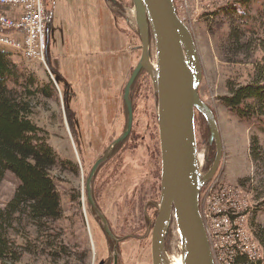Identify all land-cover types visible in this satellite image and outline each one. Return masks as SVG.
<instances>
[{"label":"rangeland","instance_id":"374dc122","mask_svg":"<svg viewBox=\"0 0 264 264\" xmlns=\"http://www.w3.org/2000/svg\"><path fill=\"white\" fill-rule=\"evenodd\" d=\"M234 1L174 0L177 15L190 29L197 46L202 68L199 98L212 110L222 138L220 163L212 181L214 189L224 185L226 190L219 201L210 200L207 217L212 234L219 222L214 220L215 213L222 210L233 186L241 190L234 199L236 208L244 215L247 234L251 231L253 212L264 203V192L255 196L250 188L256 181V169L249 155L251 134L259 135L261 146L264 134L256 123L238 118L221 104V98L227 94V81L237 84L249 81L251 63L262 59L259 51L252 58H244L242 51V55L235 56L228 49L226 37L231 18L218 9ZM245 2L244 11L264 21V0ZM43 3L50 19L43 61H27L16 52H12V57L40 81H52L54 94L38 99L34 118L47 132V143L57 159H67L73 167L62 170L57 160L51 171L61 199L60 216L50 232L58 250L53 257L44 252L40 256L22 252L15 264H95L106 253V240L88 209L85 180L93 162L125 129L123 91L140 57L141 42L132 20L131 0L117 3L43 0ZM256 5L261 6L260 10ZM1 8L0 11H5ZM114 36L121 41L112 44ZM148 78L146 73H140L131 88L133 123L127 140L99 167L92 181L97 206L122 239L119 264H151L149 244L135 238L146 210L151 212L146 203L158 193L160 177L157 104L151 87L144 86ZM201 116L196 113L194 121L197 154L203 160L202 171H207L205 168L212 165L210 159L213 157L214 161L216 151L214 142L209 144L210 132ZM201 127L206 130L205 138L200 135ZM238 181H244V185ZM14 188L12 176L0 178V207L11 198ZM256 215L258 222L264 220V212L258 211ZM21 236L32 238L31 230L14 235V240L21 243ZM213 239L216 243L222 240L214 236ZM170 260L177 262L179 256Z\"/></svg>","mask_w":264,"mask_h":264},{"label":"trees","instance_id":"16d2710c","mask_svg":"<svg viewBox=\"0 0 264 264\" xmlns=\"http://www.w3.org/2000/svg\"><path fill=\"white\" fill-rule=\"evenodd\" d=\"M234 2L218 9L231 18L226 37L228 49L235 56L242 55V51L244 58H252L259 51L262 59L251 63L249 81L237 84L228 80L227 94L220 100L229 112L256 123L259 132L264 134V21L244 11V0ZM259 8L261 6H257V10ZM11 33L0 27V34ZM12 54L0 48V178L10 175L15 182L11 198L0 207V264H15L22 252L36 256L44 252L53 257L59 248L50 234L61 212L60 195L51 175L58 159L47 143V132L34 118L38 99L51 98L55 89L52 81H40L21 62L15 61ZM201 118L205 121L203 116ZM206 130L209 134V128ZM206 130L201 127V137L205 138ZM249 155L256 169V181L250 188L256 196L264 192V146L254 133L250 138ZM238 183L244 185V181ZM258 211L264 212V203L253 212L249 227L263 254L258 264H264V220L257 221ZM25 229L31 230L32 238L21 236L22 242H16L14 235ZM62 249L60 244V251Z\"/></svg>","mask_w":264,"mask_h":264},{"label":"water","instance_id":"95a60500","mask_svg":"<svg viewBox=\"0 0 264 264\" xmlns=\"http://www.w3.org/2000/svg\"><path fill=\"white\" fill-rule=\"evenodd\" d=\"M131 1L130 11L139 34L141 52L123 91L126 128L91 167L85 182L86 201L101 220L106 235L111 236L107 221L94 204L92 181L98 167L130 132L133 115L130 92L140 70H144L157 96L161 154L160 200L151 231L152 264H173L164 249L171 216L179 239V264H213L198 202L200 189L211 180L219 166L222 142L212 110L198 95L202 68L197 46L190 29L177 15L174 0ZM149 29L154 45L151 60ZM196 113L201 114L208 125L209 143L215 144L214 161L207 171H202L203 160L197 154Z\"/></svg>","mask_w":264,"mask_h":264},{"label":"built area","instance_id":"2783aa9c","mask_svg":"<svg viewBox=\"0 0 264 264\" xmlns=\"http://www.w3.org/2000/svg\"><path fill=\"white\" fill-rule=\"evenodd\" d=\"M0 27L10 30V35L0 34V48L19 53L27 61H43L46 49L45 27L47 10L43 0H0ZM19 8L16 13L13 9ZM215 182L210 180L200 190L199 215L205 228L213 264H258L263 260L259 244L251 231H244V215L235 206L234 195L241 190L235 186L228 191L222 210L215 213L219 221L211 233L207 212L210 200L219 201L224 197L225 186L214 189ZM213 190L214 193H211ZM207 193L206 199H204ZM214 237L222 240L216 243Z\"/></svg>","mask_w":264,"mask_h":264},{"label":"flooded vegetation","instance_id":"af4514ba","mask_svg":"<svg viewBox=\"0 0 264 264\" xmlns=\"http://www.w3.org/2000/svg\"><path fill=\"white\" fill-rule=\"evenodd\" d=\"M113 3H117V0H112ZM132 3V1H131ZM47 25L45 27V38L47 39V33H48V30L50 29V20L47 19ZM149 55H150V60L152 59V57L154 56V45L152 44L151 46V40H152V34H151V31L149 29ZM139 36V34H138ZM142 74V73H146L148 75V73L144 70H140L139 74ZM138 74V76H139ZM137 76V77H138ZM149 77V75H148ZM137 79V78H136ZM135 79V81H136ZM150 80V78H148ZM145 82V87L148 89L149 86L151 87V90H153V93H154V96H155V101H156V104H157V96H156V93L154 92V88H153V85H151L152 83H149V81ZM151 82V81H150ZM66 93H67V90H66ZM68 94V93H67ZM133 114V112H132ZM133 117V116H132ZM157 121V125H158V117L156 119ZM126 123H127V120H126ZM132 123H133V118H132ZM132 123H131V129H132ZM125 128H126V125H125ZM125 130V129H124ZM123 130V131H124ZM129 135V134H128ZM196 135V134H195ZM128 137V136H127ZM118 138V137H117ZM116 138V139H117ZM127 138L124 140L126 141ZM123 141V142H124ZM119 143L115 146V148L113 149V152L111 153V155L115 152V150L123 143ZM158 142H159V138H158ZM210 144V143H209ZM153 146L154 148L157 147V143H156V140L154 139V143H153ZM196 146H197V142H196ZM106 151V150H105ZM104 151V153H105ZM103 154V153H102ZM159 154H160V145H159ZM110 155V156H111ZM108 156V158L110 157ZM108 158L105 160V162L108 160ZM208 159V158H207ZM97 160V159H96ZM95 160V161H96ZM95 161L93 162V164L95 163ZM104 162V163H105ZM92 164V166H93ZM103 164V163H102ZM101 164V165H102ZM72 163H70L69 160L67 159H63L61 162L58 160V166L64 170V169H70V167H73L71 166ZM100 165V166H101ZM99 166V167H100ZM98 167V169H99ZM211 167V166H210ZM209 167V168H210ZM209 168H205V170H208ZM97 169V171H98ZM202 170H204V166L202 168ZM96 171V173H97ZM217 171V170H216ZM89 173V172H88ZM95 173V175H96ZM216 174V172H215ZM214 174V175H215ZM94 175V177H95ZM88 176V175H87ZM87 176H86V179H87ZM86 182V180H85ZM85 188V186H84ZM160 191H161V154H160V177H159V185H158V193L156 191V195L153 196L152 199H150L147 203H146V208H148L151 212H147L146 210V214L143 218V221H142V226L140 229L137 230V237H135L137 240H141V241H145L147 244H149V253H148V258L150 260V263L152 264V257H151V231H152V227H153V224H154V221H155V218L157 216V213H158V207H159V200H160ZM93 193V191H92ZM85 197H86V194H85ZM92 197H93V200H94V204L95 206L98 208V210L101 212V214L103 215V217L105 218V220L107 221V224H108V229L111 233V236L109 235H106L103 227H102V223H101V220L95 216V213L94 211L92 210V208L89 206V204L87 203V206H88V209L92 215V217L96 220V222L99 224V227H100V230L103 234V236L105 237V240H106V253L105 255H102V256H99L98 257V260L95 262V264H119V258L121 256V253L119 251V245H120V241H122V239H120V237L115 234L113 232V230L111 229L110 225H109V222L105 216V214L103 213V211H101V209L97 206V203L95 202V199H94V196L92 194ZM173 215V214H172ZM172 216H171V221H170V224H169V227H168V230H167V233L165 235V238H164V249H165V252L166 254L168 255V257L170 259L174 258V257H178L180 255V246H179V239L177 237V235L175 234V228L174 226L172 225Z\"/></svg>","mask_w":264,"mask_h":264},{"label":"crops","instance_id":"0c3cea01","mask_svg":"<svg viewBox=\"0 0 264 264\" xmlns=\"http://www.w3.org/2000/svg\"><path fill=\"white\" fill-rule=\"evenodd\" d=\"M3 9V8H2ZM13 11L16 13L17 11H20V9L19 8H16V9H13ZM50 20V19H49ZM118 41H121L120 40V38H118L117 36H114L113 38H112V41H111V43L112 44H114V43H116V42H118ZM220 132V131H219ZM221 134V133H220ZM222 139V138H221Z\"/></svg>","mask_w":264,"mask_h":264},{"label":"bare ground","instance_id":"6f19581e","mask_svg":"<svg viewBox=\"0 0 264 264\" xmlns=\"http://www.w3.org/2000/svg\"><path fill=\"white\" fill-rule=\"evenodd\" d=\"M173 264H179L180 263V260H178L177 262H172Z\"/></svg>","mask_w":264,"mask_h":264}]
</instances>
